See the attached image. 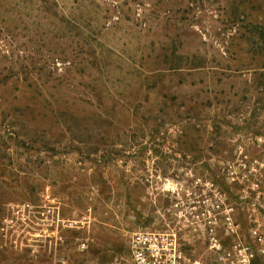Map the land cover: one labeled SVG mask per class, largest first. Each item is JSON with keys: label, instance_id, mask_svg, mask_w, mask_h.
<instances>
[{"label": "rangeland", "instance_id": "obj_1", "mask_svg": "<svg viewBox=\"0 0 264 264\" xmlns=\"http://www.w3.org/2000/svg\"><path fill=\"white\" fill-rule=\"evenodd\" d=\"M242 154L264 160V0H0V264H132L144 227L219 264L186 209L221 187L243 236L264 223Z\"/></svg>", "mask_w": 264, "mask_h": 264}, {"label": "built area", "instance_id": "obj_2", "mask_svg": "<svg viewBox=\"0 0 264 264\" xmlns=\"http://www.w3.org/2000/svg\"><path fill=\"white\" fill-rule=\"evenodd\" d=\"M236 163H229L226 168L229 179L244 193L241 198L254 200L255 205L261 197L264 199V160L242 154ZM210 191L212 194L206 191L199 194L195 192V195L190 197L186 211L205 230L209 248L216 254L217 262L264 264V223L255 218L248 237L243 236L242 225L236 218L238 204L230 201L231 194L221 187ZM192 194L193 192L190 196ZM38 207L37 212L42 215L39 218L44 220V231H48V225L54 227L57 233L60 226L71 231L82 227L77 220L65 219L60 209L54 205ZM59 239L62 241L61 235ZM75 244L77 250L84 251L88 247V239L77 238ZM129 255L132 264H203L202 261L189 258L185 254L174 230H155L147 227L135 230L129 240ZM59 264H68V259L63 256L59 259Z\"/></svg>", "mask_w": 264, "mask_h": 264}]
</instances>
